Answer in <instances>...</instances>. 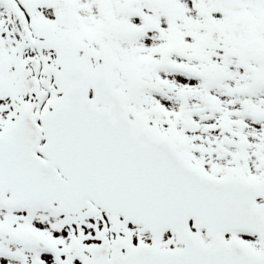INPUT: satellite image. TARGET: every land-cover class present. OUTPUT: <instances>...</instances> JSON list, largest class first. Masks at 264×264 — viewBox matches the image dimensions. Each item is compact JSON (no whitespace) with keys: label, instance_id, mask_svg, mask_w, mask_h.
<instances>
[{"label":"snow or ice","instance_id":"obj_1","mask_svg":"<svg viewBox=\"0 0 264 264\" xmlns=\"http://www.w3.org/2000/svg\"><path fill=\"white\" fill-rule=\"evenodd\" d=\"M0 264H264V0H0Z\"/></svg>","mask_w":264,"mask_h":264}]
</instances>
